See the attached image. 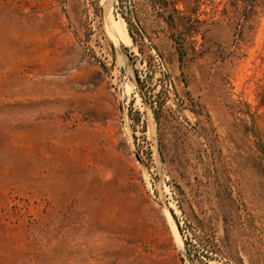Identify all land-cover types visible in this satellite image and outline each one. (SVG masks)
I'll list each match as a JSON object with an SVG mask.
<instances>
[{"label": "rangeland", "instance_id": "rangeland-1", "mask_svg": "<svg viewBox=\"0 0 264 264\" xmlns=\"http://www.w3.org/2000/svg\"><path fill=\"white\" fill-rule=\"evenodd\" d=\"M0 264H264V0H0Z\"/></svg>", "mask_w": 264, "mask_h": 264}, {"label": "bare ground", "instance_id": "bare-ground-1", "mask_svg": "<svg viewBox=\"0 0 264 264\" xmlns=\"http://www.w3.org/2000/svg\"><path fill=\"white\" fill-rule=\"evenodd\" d=\"M112 17L113 16H111V14L109 12L108 15H107V19L109 21L108 25L110 24L108 27L110 28L111 34L115 37V39L119 40L118 33L120 32L121 34L120 33L119 34L122 35L121 38H124L122 40L127 41V39H128L127 36L128 35L123 31V28H121L123 26L120 27L119 26V23L118 24H117V22L115 23ZM168 223H169L170 230L175 235H177L178 237H180V234H179V231H178V228H177V225L175 224V222L170 218Z\"/></svg>", "mask_w": 264, "mask_h": 264}, {"label": "trees", "instance_id": "trees-1", "mask_svg": "<svg viewBox=\"0 0 264 264\" xmlns=\"http://www.w3.org/2000/svg\"><path fill=\"white\" fill-rule=\"evenodd\" d=\"M161 5H163V4H161ZM161 8L163 9L164 8V5L163 6H161ZM129 23V22H128Z\"/></svg>", "mask_w": 264, "mask_h": 264}]
</instances>
